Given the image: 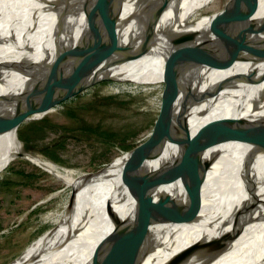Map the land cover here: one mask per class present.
Here are the masks:
<instances>
[{"label":"bare ground","instance_id":"1","mask_svg":"<svg viewBox=\"0 0 264 264\" xmlns=\"http://www.w3.org/2000/svg\"><path fill=\"white\" fill-rule=\"evenodd\" d=\"M244 1H249L246 8L254 18L264 17V0H228L226 5L235 7ZM217 3V0H0V100L46 93L68 70L66 58L72 47L88 41L96 28L110 22L116 24V30L105 35V42L111 45L117 41L119 46L131 50L117 52L100 46L82 55L80 62L92 61L98 69L117 78L163 81L164 68L182 58L194 40L193 34L196 37L205 33L218 13ZM158 7L166 11L153 23ZM219 57L201 67L199 90H214L232 74L264 71V63L240 61L224 68ZM231 84L218 94L216 103L194 106L189 119L192 138L169 148L165 158L146 174L94 180L92 183H106L107 189L110 185L120 187L116 195L103 203L102 213L49 229L14 264L65 261L85 264L108 236L116 234L115 239L123 238L161 215L163 222L151 227L154 232L170 236L164 245L170 251L216 233L231 207L234 210L237 206L238 202L230 204V199L240 195L243 185L261 173L264 166V152H258L247 140L249 137L238 121L240 116H264V102L259 109L252 110L238 103L240 96L250 102L259 94L264 95V79L254 85L239 81ZM220 121L227 122L229 128L217 130L215 123ZM17 132L15 127L0 126V172L13 160L24 157L46 167L67 185L87 182L90 173L25 153ZM205 145L209 147L196 162V155ZM190 170L198 175V183ZM113 173L114 170H109L106 175ZM259 195L264 200V187ZM260 212L264 214L263 209ZM249 230L248 225L239 240L240 249L248 245ZM70 232L72 237L68 241ZM224 255L212 264H224ZM228 264H264V244Z\"/></svg>","mask_w":264,"mask_h":264},{"label":"water","instance_id":"2","mask_svg":"<svg viewBox=\"0 0 264 264\" xmlns=\"http://www.w3.org/2000/svg\"><path fill=\"white\" fill-rule=\"evenodd\" d=\"M248 4L249 1H244L235 7L227 5L215 14L203 35L195 37L193 34L194 40L185 49L182 58L164 68L163 82L178 85L176 98L168 114L146 140L101 170L90 173L87 183H92L96 179L99 181L134 178L146 174L165 158L169 148L192 138L189 119L194 106L215 102L218 94L230 88L234 81L254 85L264 79V71L258 73L252 70L248 74L227 76L214 90H199L201 67L214 57H221L219 58L222 59L224 68L235 61L253 65L264 63V17L254 18L252 11L246 8ZM165 11L164 7L155 9L154 14H158L155 15L153 23H157ZM96 29L88 41L72 47L66 58L68 70L62 73L46 93H28L17 100H0V109L3 112L0 115V126L15 127L18 130L30 116L51 110L65 102L67 98L76 96L88 88L105 81L124 80L106 73L104 69H98L97 64H92V61L80 62L82 55L93 52L100 46L117 52L131 50V47L119 46L117 41H113L111 45L105 42V35L109 36L115 31L116 24L110 22ZM246 98L240 96L238 103L250 107L251 110L259 109L264 102L263 93L250 102H246ZM238 121L249 137L247 140L256 146L258 152L263 153L264 116L256 118L240 116ZM215 127L217 130L229 128L228 123L224 121L215 123ZM208 147L205 145L200 149L196 155V162L201 160V154H204ZM109 170H114V173L106 175ZM190 174L198 183V175L192 170ZM263 187L264 166L261 173L254 175L243 185L240 195L230 199V204L238 202L237 206L234 210L233 206L231 207L216 233L200 237L177 251H170L164 246L170 239L169 235L152 231V225L163 222L164 217L161 215L158 220L138 226L123 238L115 239L116 234L108 236L97 246L85 264H212L231 247L222 258L225 259L224 264H228L264 244V214L259 213L261 209L264 212V200L259 195V190ZM167 210L169 211L168 208ZM87 214L89 218L90 210ZM248 225L250 227L246 235L248 245L240 249L242 245L239 240ZM71 237L70 232L67 240L70 241ZM15 260L10 264H14ZM61 263L71 264L66 261Z\"/></svg>","mask_w":264,"mask_h":264},{"label":"rangeland","instance_id":"3","mask_svg":"<svg viewBox=\"0 0 264 264\" xmlns=\"http://www.w3.org/2000/svg\"><path fill=\"white\" fill-rule=\"evenodd\" d=\"M217 1L218 12L226 8L228 0ZM122 79L99 83L30 116L18 128L24 152L93 173L142 143L168 114L178 85ZM105 184L67 185L40 164L13 160L0 172V264L18 259L49 229L102 213L103 203L120 190Z\"/></svg>","mask_w":264,"mask_h":264}]
</instances>
